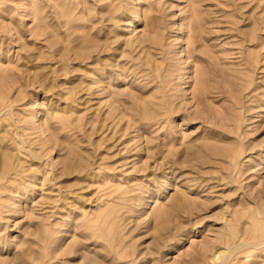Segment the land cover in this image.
I'll return each mask as SVG.
<instances>
[{
	"label": "rangeland",
	"instance_id": "1",
	"mask_svg": "<svg viewBox=\"0 0 264 264\" xmlns=\"http://www.w3.org/2000/svg\"><path fill=\"white\" fill-rule=\"evenodd\" d=\"M0 264H264V0H0Z\"/></svg>",
	"mask_w": 264,
	"mask_h": 264
},
{
	"label": "bare ground",
	"instance_id": "2",
	"mask_svg": "<svg viewBox=\"0 0 264 264\" xmlns=\"http://www.w3.org/2000/svg\"><path fill=\"white\" fill-rule=\"evenodd\" d=\"M190 51V50H189Z\"/></svg>",
	"mask_w": 264,
	"mask_h": 264
}]
</instances>
